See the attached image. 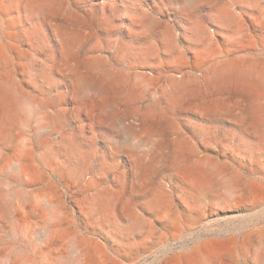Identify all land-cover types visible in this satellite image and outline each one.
Here are the masks:
<instances>
[{
	"label": "rangeland",
	"instance_id": "374dc122",
	"mask_svg": "<svg viewBox=\"0 0 264 264\" xmlns=\"http://www.w3.org/2000/svg\"><path fill=\"white\" fill-rule=\"evenodd\" d=\"M6 87L0 264H264V0H0Z\"/></svg>",
	"mask_w": 264,
	"mask_h": 264
},
{
	"label": "bare ground",
	"instance_id": "6f19581e",
	"mask_svg": "<svg viewBox=\"0 0 264 264\" xmlns=\"http://www.w3.org/2000/svg\"><path fill=\"white\" fill-rule=\"evenodd\" d=\"M53 5V4H52ZM49 8V7H48ZM65 31V30H64ZM70 33V32H69ZM76 35L77 34H73V36L71 35V36H67L66 35V37H68V39H73L74 37H76ZM78 37H79V35H78ZM67 39V40H68ZM69 40V41H70ZM74 40V39H73ZM72 42V41H71ZM94 64V63H93ZM249 74H250V72H249ZM246 76V75H245ZM121 77V76H120ZM246 78V77H245ZM251 78V77H250ZM251 80V79H250ZM249 84V83H248ZM11 93H12V91L8 88V87H6L4 90H0V106H1V108H2V110L5 112V113H8L9 112V110H10V104L8 103V100H7V96L8 95H11ZM254 99H255V101H258V97H255L254 96ZM8 120H5L4 121V124L5 125H8V122H7ZM12 121V120H11ZM150 137V136H149ZM149 140V139H148ZM143 142V141H142ZM203 168H199L198 166H196V165H194L190 170H206V171H203V173H204V175H208L209 174V170H214V169H212V164L211 163H209V164H207L206 166H202ZM196 172V171H195ZM195 172H193V174H190L189 175V179H188V182L190 183V186L195 190V191H200V190H203L204 189V187H203V179L202 178H200V176H197L196 174H195ZM183 179V178H182ZM186 179V178H185ZM217 183L216 182H214L213 183V185L215 186ZM167 198H166V196L163 194V193H158V195L157 196H155L154 198H153V200H152V205H155V206H162L163 204H164V202H165V200H166ZM127 215L128 216H130L132 219H133V221L135 222V223H138V219H137V217H136V214H135V212L132 210V209H128V212H127Z\"/></svg>",
	"mask_w": 264,
	"mask_h": 264
}]
</instances>
